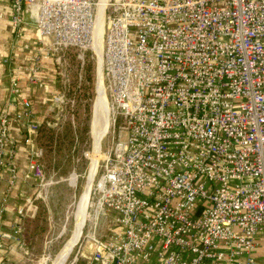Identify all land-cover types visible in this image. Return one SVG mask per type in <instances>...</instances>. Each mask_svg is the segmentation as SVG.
I'll return each mask as SVG.
<instances>
[{
    "label": "built area",
    "instance_id": "obj_1",
    "mask_svg": "<svg viewBox=\"0 0 264 264\" xmlns=\"http://www.w3.org/2000/svg\"><path fill=\"white\" fill-rule=\"evenodd\" d=\"M103 4L11 0L15 37L39 33L23 46L34 54L26 74L10 75L11 97L24 79L43 84L47 60L59 85L70 53L82 67L95 58L94 31L107 8L101 54L111 144L91 207L94 220L111 217V227L91 237L87 263L264 264V0ZM21 103L23 112L11 115L8 101L0 115L8 192L19 181L12 124L25 125L28 147L44 126L32 102ZM65 104L58 86L51 110L63 118ZM41 160L33 148L29 172L42 188ZM7 237L0 232V251Z\"/></svg>",
    "mask_w": 264,
    "mask_h": 264
},
{
    "label": "rangeland",
    "instance_id": "obj_2",
    "mask_svg": "<svg viewBox=\"0 0 264 264\" xmlns=\"http://www.w3.org/2000/svg\"><path fill=\"white\" fill-rule=\"evenodd\" d=\"M66 65L68 71L65 83L58 85L59 90L65 94L63 119L57 132L53 136L48 133L43 141L45 152L41 162L45 168L46 180L44 187H37L40 194L35 204L38 207L37 215L27 225L30 242L28 264H38L41 261V264H53L59 260L62 250L76 232L77 223H81L82 198L89 182L91 160L97 155L94 154V147L97 148L96 144L100 146V158H96L98 168L91 204L96 198L95 186L103 173V158L111 144L109 132L112 122L107 97L108 132L104 137L102 135L101 141L96 138L94 112L95 108L97 112V85L100 75L97 58L88 56L85 66L82 67L76 54L70 53L66 57ZM58 81L61 79L58 78ZM72 178L75 185L71 183ZM92 210L90 207L82 238L68 258L67 264H88L85 257L93 252L90 248L91 237L96 234L97 237L104 238L111 227V217L100 216L94 220ZM107 215L112 214L107 212Z\"/></svg>",
    "mask_w": 264,
    "mask_h": 264
},
{
    "label": "crops",
    "instance_id": "obj_3",
    "mask_svg": "<svg viewBox=\"0 0 264 264\" xmlns=\"http://www.w3.org/2000/svg\"><path fill=\"white\" fill-rule=\"evenodd\" d=\"M11 0H0V115L8 108V101L13 103L10 109L11 115L23 112L22 99L32 102V110L35 120L44 124L40 135H37L31 147L25 144L26 128L23 123L14 122L10 135L16 143L15 163L19 169V181L8 192L9 169H5L0 180V232L8 237L3 244L8 248L0 251V264H28L29 242L26 240L28 222L37 215L36 201L39 200L38 181L29 172V160L32 149L41 150L44 156L45 137L47 128L58 130L62 117L56 111L51 110L50 100L58 87L56 65L53 60L44 63L43 84L31 85L28 80L20 82V96H10V75L13 72L26 74L25 69L31 65L30 58L33 52L23 49L28 42H36L39 33L36 28H28L22 32L20 38H16L11 26ZM8 60V63L6 61ZM45 169V168H44ZM71 183L75 185L74 178ZM65 248V247H64ZM63 251V250H62ZM61 251V252H62ZM61 254V253H60ZM59 254V255H60ZM59 261V260H58ZM53 262L56 264L58 262ZM43 263L42 261L38 264ZM68 263V260L65 264Z\"/></svg>",
    "mask_w": 264,
    "mask_h": 264
},
{
    "label": "bare ground",
    "instance_id": "obj_4",
    "mask_svg": "<svg viewBox=\"0 0 264 264\" xmlns=\"http://www.w3.org/2000/svg\"><path fill=\"white\" fill-rule=\"evenodd\" d=\"M104 0H100V8L103 7ZM97 38H98V48H99V53L101 54V50H102V38H103V33H104V19L102 18V20L98 23L97 25ZM102 56V54L100 55ZM100 70H101V63H100ZM99 70V71H100ZM100 74V73H99ZM100 77V75H99ZM100 79V78H99ZM97 92L99 93V96L97 97V112H96V108H95V117H94V122H95V126H96V133H97V139H99L101 141V138H103L106 133L108 132V113H107V100H106V96H105V90H103L100 87V82L98 81V85H97ZM96 106V103H95ZM97 113V115H96ZM97 116V118H96ZM96 118V119H95ZM103 135V137H102ZM99 140H97V143L99 142ZM97 145V155H95V159L97 158L99 160L100 156V146L98 144ZM96 159L95 161V166H97L98 160ZM98 168V167H96ZM96 171L97 169H95L94 174H92L91 176V180L89 179L88 185L86 187L84 196L82 198V207H81V223H77V227H76V232L74 234V236L72 237V239L70 240V242L66 245V247L64 248L59 261L56 264H59V262H61L60 264H63L62 262H64L65 258L67 257V253H69L70 249L72 248V246L75 245V243L78 241V238L81 234L82 228L84 227V216H85V212H86V205H87V201H88V195H89V191H90V187H91V183H92V178L95 176L96 177ZM94 177V180H95ZM68 260V259H67ZM66 260V262H67ZM65 262V263H66ZM64 263V264H65Z\"/></svg>",
    "mask_w": 264,
    "mask_h": 264
},
{
    "label": "water",
    "instance_id": "obj_5",
    "mask_svg": "<svg viewBox=\"0 0 264 264\" xmlns=\"http://www.w3.org/2000/svg\"><path fill=\"white\" fill-rule=\"evenodd\" d=\"M106 10H107V8L104 9L103 14L98 19L97 24H96V28H95V31H94V36H93V51H94L95 57L98 60L99 70H100V63H101L99 82H100V87L103 90H105V71H104L103 58H102V56H100L101 54L99 53V48H98L97 25L102 20V18L104 16V13H106ZM98 96H99V93L97 92V97ZM96 153H97V149L94 147V154H96ZM95 161H96V159H95V157H93L92 160H91V165H90V169H89L88 180L89 179L91 180L92 174H94L95 169H97L96 167H98V164H97V166H95ZM94 177L92 178V183H91V187H90V191H89V195H88V201H87V205H86V212H85V216H84L85 217L84 218V227L82 228V231H81V234H80V236L78 238V241L75 243L74 246H72V248L70 249L69 253H67V255H66L67 257L65 258L64 262H62L63 264L70 257V255L72 254L74 248L77 246V244L80 242V240L82 238V235H83V232H84V229H85V226H86L87 218L89 216V209L91 207L90 205H91V196H92V189H93V184H94ZM60 263L61 262H59V264Z\"/></svg>",
    "mask_w": 264,
    "mask_h": 264
},
{
    "label": "trees",
    "instance_id": "obj_6",
    "mask_svg": "<svg viewBox=\"0 0 264 264\" xmlns=\"http://www.w3.org/2000/svg\"><path fill=\"white\" fill-rule=\"evenodd\" d=\"M47 131H48L49 135H52V136L57 132V130L49 128V127L47 128ZM48 133H47V135H48ZM26 240H28V238ZM28 242H29V240H28ZM28 245L30 247V242ZM82 264H84V263H82Z\"/></svg>",
    "mask_w": 264,
    "mask_h": 264
}]
</instances>
